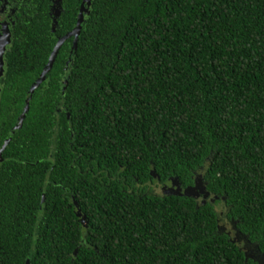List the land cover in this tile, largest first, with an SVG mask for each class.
Returning <instances> with one entry per match:
<instances>
[{
  "label": "trees",
  "instance_id": "1",
  "mask_svg": "<svg viewBox=\"0 0 264 264\" xmlns=\"http://www.w3.org/2000/svg\"><path fill=\"white\" fill-rule=\"evenodd\" d=\"M64 3L6 54L0 264H262L264 0Z\"/></svg>",
  "mask_w": 264,
  "mask_h": 264
},
{
  "label": "flooded vegetation",
  "instance_id": "2",
  "mask_svg": "<svg viewBox=\"0 0 264 264\" xmlns=\"http://www.w3.org/2000/svg\"><path fill=\"white\" fill-rule=\"evenodd\" d=\"M66 1L67 0H0V55L3 63V67H2L3 70L0 76V81L3 79V75L5 73L6 54L10 50V48L13 47L12 44L16 40V35L18 31H21L22 27L24 28L26 27L25 26L27 23L26 20L29 18L28 13L31 12V9L34 8L38 11H43L45 9V11L47 12L50 18V29L51 31H55L58 28L57 20H59L60 16L62 15V13L66 8V4L64 3ZM71 7L73 8L74 6L72 5L70 6V9L72 10ZM79 9H81V7ZM73 29L74 28H72V30ZM2 150H3V146L0 147V155H2L3 152ZM49 152H51V150H49ZM52 156H53L52 153L48 154L49 160L47 162L50 165L49 168H47L46 172H54L57 166L56 161L51 159ZM0 160H1V156H0ZM30 165L33 166L35 164L32 163ZM10 167L11 166H9L6 172L13 171L11 170ZM31 172H35V171H31ZM44 199H45V195L43 194L41 196V204L44 203ZM221 229L224 232H226L225 227H222ZM227 234L230 236L231 232H227ZM235 240H238V242L241 243V238L237 237ZM247 254L248 253H246V255ZM248 256H250L251 258L254 257V259L258 262L261 263L264 262L262 258H256L257 257L256 254L254 255L248 254Z\"/></svg>",
  "mask_w": 264,
  "mask_h": 264
},
{
  "label": "water",
  "instance_id": "3",
  "mask_svg": "<svg viewBox=\"0 0 264 264\" xmlns=\"http://www.w3.org/2000/svg\"><path fill=\"white\" fill-rule=\"evenodd\" d=\"M85 1L86 0H84V2ZM87 1H89V0H87ZM83 11H84V8H83V5H81V9H80V12H79L78 17H77L76 26L74 27V29L68 35H66L64 38L60 39L57 42V44L54 46L53 51H52V53L50 55V58H49L48 65H47L46 69L44 70V72H43V74L41 76V80H39L37 84L41 83L44 80V76H45L46 72L51 68V66L53 64V61H54V59H55V57L57 55V52L60 49V47L62 46V44L65 42V40L68 39L69 37H73L75 40L78 38V36L80 34V30H81L82 13H83ZM74 44H75V42H74ZM74 47H75V45H74ZM2 67H3V63H2V58H1V55H0V76H1L2 70H3ZM25 111H26V109H25ZM175 184H176V181L174 180L173 181V185H175ZM202 189H203V187L201 186V183H198L196 181L195 187H193V188L189 187V188L185 189L184 194H186L188 196L197 197V195H196L197 193L196 192H197V190H199L200 193H204V198H206L208 196V194L205 193V191L202 190ZM177 192H178V190H176V192H175L172 188L169 190V193H177ZM262 259L264 261V258H262ZM26 264H29V262H27Z\"/></svg>",
  "mask_w": 264,
  "mask_h": 264
},
{
  "label": "snow or ice",
  "instance_id": "4",
  "mask_svg": "<svg viewBox=\"0 0 264 264\" xmlns=\"http://www.w3.org/2000/svg\"><path fill=\"white\" fill-rule=\"evenodd\" d=\"M241 247L242 248H245V246L244 245H241ZM250 255H254V249L253 248H251V247H248V248H246L245 249Z\"/></svg>",
  "mask_w": 264,
  "mask_h": 264
},
{
  "label": "rangeland",
  "instance_id": "5",
  "mask_svg": "<svg viewBox=\"0 0 264 264\" xmlns=\"http://www.w3.org/2000/svg\"><path fill=\"white\" fill-rule=\"evenodd\" d=\"M200 189V188H199ZM160 190V189H159ZM197 195V197H198V193L196 194ZM223 227H225V229H229L230 230V227H228V226H224V225H222ZM256 258H259V257H256ZM262 264H264V262H262Z\"/></svg>",
  "mask_w": 264,
  "mask_h": 264
}]
</instances>
